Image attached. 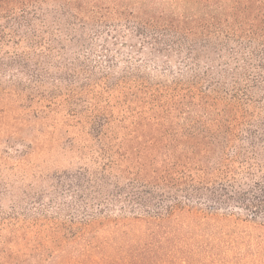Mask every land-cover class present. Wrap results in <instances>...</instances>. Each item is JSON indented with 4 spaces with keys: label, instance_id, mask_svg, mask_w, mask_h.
<instances>
[{
    "label": "trees",
    "instance_id": "1",
    "mask_svg": "<svg viewBox=\"0 0 264 264\" xmlns=\"http://www.w3.org/2000/svg\"><path fill=\"white\" fill-rule=\"evenodd\" d=\"M93 38L107 66L82 95L98 146L66 177L68 217L17 226L0 264H150L178 251L182 214L264 226V0H0V76L89 60Z\"/></svg>",
    "mask_w": 264,
    "mask_h": 264
},
{
    "label": "rangeland",
    "instance_id": "2",
    "mask_svg": "<svg viewBox=\"0 0 264 264\" xmlns=\"http://www.w3.org/2000/svg\"><path fill=\"white\" fill-rule=\"evenodd\" d=\"M102 44L100 38L85 44L84 54L92 53L89 60L68 54L47 60V65L27 62L0 76V249L23 223L68 217L69 200L61 194L66 177L88 164L82 146H98L102 119L86 113L82 89L88 77L93 81L106 70ZM117 64L124 68L121 61ZM72 69L79 75L69 86ZM227 209L204 219L182 214L175 222L178 251L156 254L150 264H264L262 219L252 223L239 209ZM228 214L234 215L230 222L224 218Z\"/></svg>",
    "mask_w": 264,
    "mask_h": 264
}]
</instances>
